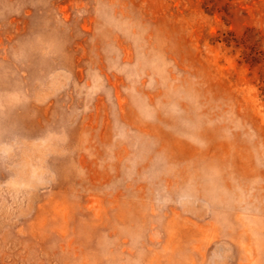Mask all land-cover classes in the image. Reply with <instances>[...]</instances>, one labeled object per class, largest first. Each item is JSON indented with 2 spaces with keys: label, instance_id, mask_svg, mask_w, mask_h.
<instances>
[{
  "label": "rangeland",
  "instance_id": "374dc122",
  "mask_svg": "<svg viewBox=\"0 0 264 264\" xmlns=\"http://www.w3.org/2000/svg\"><path fill=\"white\" fill-rule=\"evenodd\" d=\"M0 264H264V0H0Z\"/></svg>",
  "mask_w": 264,
  "mask_h": 264
}]
</instances>
